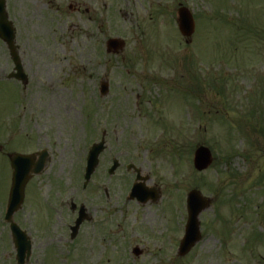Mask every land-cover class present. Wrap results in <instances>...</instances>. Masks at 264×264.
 I'll list each match as a JSON object with an SVG mask.
<instances>
[{
	"label": "rangeland",
	"instance_id": "obj_1",
	"mask_svg": "<svg viewBox=\"0 0 264 264\" xmlns=\"http://www.w3.org/2000/svg\"><path fill=\"white\" fill-rule=\"evenodd\" d=\"M84 1L88 13L77 14L71 0H6L28 84L7 82L13 65L0 41V241H9L0 264H16L3 221L6 155L42 150L47 165L13 216L31 239L26 264H264V0ZM179 4L196 17L189 45L175 23ZM109 38L125 42L118 55L106 54ZM102 134L83 190L85 158ZM198 145L214 158L201 173ZM113 159L120 168L108 177ZM129 163L159 191L156 203L126 201ZM191 190L210 204L200 242L179 257ZM72 203L92 217L74 242Z\"/></svg>",
	"mask_w": 264,
	"mask_h": 264
},
{
	"label": "water",
	"instance_id": "obj_2",
	"mask_svg": "<svg viewBox=\"0 0 264 264\" xmlns=\"http://www.w3.org/2000/svg\"><path fill=\"white\" fill-rule=\"evenodd\" d=\"M177 25L182 36L187 38L191 37L194 32V23L191 15L187 10L180 9L178 11ZM0 39L7 45V48L10 52V57L14 64V71L16 72L9 75V78H16L18 80H22L25 83L26 77L22 72V68L19 64V58L14 46V29L7 19L4 0H0ZM108 46L110 49L116 50L117 48H121L123 46V43H121L120 41L112 40L108 42ZM106 90L107 87L104 85L101 89V93L105 94ZM102 150L103 143H100L98 146H95L89 153L88 165L84 177L86 183L89 181L91 174L94 172V169L97 165V157ZM9 159L13 174L5 220L11 223L10 228L17 248L18 262L19 264H23L24 259L29 257V243L25 240L24 234H21L18 228L12 224L11 218L12 215L16 211H18L23 202L25 185L32 175H38L42 172L47 158L46 153H41L39 155V160L36 163L33 162V157L31 156L28 157L15 155L10 156ZM211 161V154L207 149L200 147L195 151L193 165L197 171L200 172L205 170L211 164ZM117 166V163L114 162V166L110 170V174L113 173ZM137 189L138 188L133 190V194H135ZM133 194L131 196H134ZM140 196L141 195H139V197ZM145 198L147 197H143L142 200H144ZM208 205L209 202L206 199H203L198 192L193 191L188 195L189 219L187 224V233L179 249V254L181 256L187 254L190 249L200 240L197 217L203 210L208 207ZM81 221L82 219H78V221L76 222V226L73 229L74 231L77 229Z\"/></svg>",
	"mask_w": 264,
	"mask_h": 264
},
{
	"label": "flooded vegetation",
	"instance_id": "obj_3",
	"mask_svg": "<svg viewBox=\"0 0 264 264\" xmlns=\"http://www.w3.org/2000/svg\"><path fill=\"white\" fill-rule=\"evenodd\" d=\"M84 2H85L84 0H71V3H69L67 6H68V9L72 13L80 14V12L82 11V8H84L83 9V12L84 13H88V10L85 7L86 6V3H84ZM128 202H132V201H128ZM132 203H134L137 208L143 206L142 204L138 203L137 201H133ZM150 203H152V202H150ZM86 215H87V213H86ZM87 218H88V220H87L88 222H91L92 221V217H91L90 214H89V216L87 215ZM106 221H107L108 224L105 222L107 225L104 228V236H106L107 238H111V227H112V225L110 224V221L109 220H106ZM98 228H99V230H101V224L98 225ZM10 240H11V238H10ZM7 242H9V241H7V239H2L0 241V243L2 245H4V247H6V243ZM11 243H12V241H11Z\"/></svg>",
	"mask_w": 264,
	"mask_h": 264
},
{
	"label": "trees",
	"instance_id": "obj_4",
	"mask_svg": "<svg viewBox=\"0 0 264 264\" xmlns=\"http://www.w3.org/2000/svg\"><path fill=\"white\" fill-rule=\"evenodd\" d=\"M258 132H262V133H263V135H264V127H263V128H261V130H259ZM262 133H260V134H262Z\"/></svg>",
	"mask_w": 264,
	"mask_h": 264
},
{
	"label": "bare ground",
	"instance_id": "obj_5",
	"mask_svg": "<svg viewBox=\"0 0 264 264\" xmlns=\"http://www.w3.org/2000/svg\"><path fill=\"white\" fill-rule=\"evenodd\" d=\"M87 255H89L90 253L89 252H86Z\"/></svg>",
	"mask_w": 264,
	"mask_h": 264
}]
</instances>
